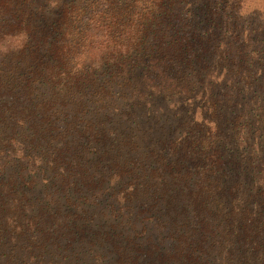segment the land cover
<instances>
[{"label":"trees","instance_id":"trees-1","mask_svg":"<svg viewBox=\"0 0 264 264\" xmlns=\"http://www.w3.org/2000/svg\"><path fill=\"white\" fill-rule=\"evenodd\" d=\"M241 6L0 0V264H264V19Z\"/></svg>","mask_w":264,"mask_h":264},{"label":"rangeland","instance_id":"rangeland-1","mask_svg":"<svg viewBox=\"0 0 264 264\" xmlns=\"http://www.w3.org/2000/svg\"><path fill=\"white\" fill-rule=\"evenodd\" d=\"M241 8L244 13L251 14L254 18L260 16L264 19V0H242Z\"/></svg>","mask_w":264,"mask_h":264}]
</instances>
